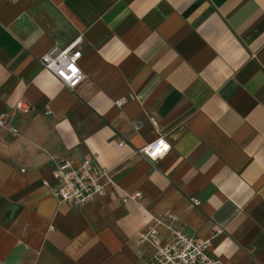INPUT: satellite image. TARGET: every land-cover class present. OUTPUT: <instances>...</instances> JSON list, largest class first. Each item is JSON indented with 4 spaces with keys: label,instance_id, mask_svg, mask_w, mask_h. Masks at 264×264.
I'll list each match as a JSON object with an SVG mask.
<instances>
[{
    "label": "crops",
    "instance_id": "crops-1",
    "mask_svg": "<svg viewBox=\"0 0 264 264\" xmlns=\"http://www.w3.org/2000/svg\"><path fill=\"white\" fill-rule=\"evenodd\" d=\"M80 37L72 90L40 59ZM3 112L19 135L0 131V264H153L138 235L167 214L223 264H264V0H0ZM159 137L166 157L136 153ZM62 159L115 184L61 205Z\"/></svg>",
    "mask_w": 264,
    "mask_h": 264
},
{
    "label": "built area",
    "instance_id": "built-area-1",
    "mask_svg": "<svg viewBox=\"0 0 264 264\" xmlns=\"http://www.w3.org/2000/svg\"><path fill=\"white\" fill-rule=\"evenodd\" d=\"M2 1L19 3L21 0ZM82 43L83 38L80 37L65 49L52 48L40 59L43 70L53 74L64 86L72 90L85 80V75L79 66L82 58ZM118 104L122 105L123 101ZM16 110L25 115L31 113V107L23 101L18 103ZM10 122V114L1 113L0 131H8L18 136L19 131L13 128ZM137 129H141V124L137 125ZM171 150V143L165 137H159L136 153L155 164L166 157ZM53 181L54 184L46 182L53 196L59 204L72 208H82L97 198L105 197L107 187L115 184L110 171L102 169L94 159L84 160L78 167L70 160H60L53 172ZM141 197V193L133 195L126 193L123 202L139 205ZM193 205L199 207L201 202L193 199ZM166 216L170 224H166L162 218H155L152 228L138 235L139 245L149 244L153 248V264H223L211 251L212 238L201 240L188 236L181 228L174 225L178 218L170 214ZM162 227L169 233L166 244L163 243L160 234ZM222 232V229L217 228L214 236Z\"/></svg>",
    "mask_w": 264,
    "mask_h": 264
}]
</instances>
